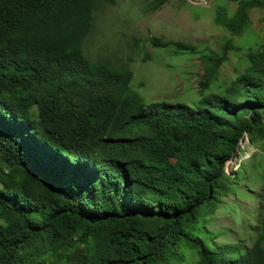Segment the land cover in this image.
Listing matches in <instances>:
<instances>
[{"label": "trees", "instance_id": "obj_1", "mask_svg": "<svg viewBox=\"0 0 264 264\" xmlns=\"http://www.w3.org/2000/svg\"><path fill=\"white\" fill-rule=\"evenodd\" d=\"M234 1L215 22L239 35L264 0ZM115 3L0 0V264H185L189 250L196 264H264V197L251 246L207 227L239 176L225 165L241 141L264 145V42L212 91L230 40L215 51L149 37L198 56L202 75L195 105L148 104L131 57L119 67L84 52L95 11Z\"/></svg>", "mask_w": 264, "mask_h": 264}, {"label": "rangeland", "instance_id": "obj_2", "mask_svg": "<svg viewBox=\"0 0 264 264\" xmlns=\"http://www.w3.org/2000/svg\"><path fill=\"white\" fill-rule=\"evenodd\" d=\"M153 0H116L95 11L91 32L84 41V52L92 61L109 60L115 66L129 63L134 76L131 86L146 103L170 102L195 105L200 99L198 81L202 64L196 55L173 54L168 48H156L149 37L184 41L200 49L210 47L220 51L231 41L229 59L221 66L212 91L226 87L247 63L245 54L264 42V8L250 11L251 21L239 35L216 24L218 3H223L232 16L237 8L234 0H171L157 11H150ZM135 39L140 40L139 47ZM149 57L144 59L145 55ZM139 133L138 127L124 130L122 137ZM225 170L238 178L221 195L216 213L207 219V227L219 233L218 243L253 244L260 220L261 200L264 197V145H252L247 138ZM192 250L186 254L185 264H196Z\"/></svg>", "mask_w": 264, "mask_h": 264}, {"label": "water", "instance_id": "obj_3", "mask_svg": "<svg viewBox=\"0 0 264 264\" xmlns=\"http://www.w3.org/2000/svg\"><path fill=\"white\" fill-rule=\"evenodd\" d=\"M210 196H212V192H211V195Z\"/></svg>", "mask_w": 264, "mask_h": 264}]
</instances>
